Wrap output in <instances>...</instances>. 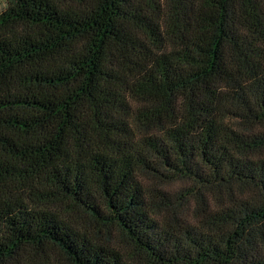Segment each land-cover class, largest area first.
Instances as JSON below:
<instances>
[{
	"label": "trees",
	"instance_id": "trees-1",
	"mask_svg": "<svg viewBox=\"0 0 264 264\" xmlns=\"http://www.w3.org/2000/svg\"><path fill=\"white\" fill-rule=\"evenodd\" d=\"M0 264H264V0H5Z\"/></svg>",
	"mask_w": 264,
	"mask_h": 264
},
{
	"label": "rangeland",
	"instance_id": "rangeland-1",
	"mask_svg": "<svg viewBox=\"0 0 264 264\" xmlns=\"http://www.w3.org/2000/svg\"><path fill=\"white\" fill-rule=\"evenodd\" d=\"M6 5V1L5 0H0V10H2Z\"/></svg>",
	"mask_w": 264,
	"mask_h": 264
}]
</instances>
